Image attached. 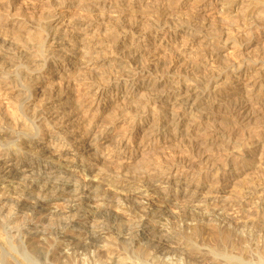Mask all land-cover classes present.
I'll return each instance as SVG.
<instances>
[{
	"label": "bare ground",
	"instance_id": "obj_1",
	"mask_svg": "<svg viewBox=\"0 0 264 264\" xmlns=\"http://www.w3.org/2000/svg\"><path fill=\"white\" fill-rule=\"evenodd\" d=\"M103 1L107 5L109 3L108 7L115 8L118 6V4H120L117 3L119 2V0ZM130 1L133 3V1L135 0ZM136 1L138 5H141V7L142 5H144V7L147 8H154L153 10L155 11L138 14L133 12L130 7H126L124 5L125 7L123 9L121 8L122 10L120 9L116 16H112V18L110 17L111 19L109 21L112 20L111 23H113L112 28L114 25L115 31L119 34L134 33L139 22L142 23V21H144L148 25L147 28H149L151 33L153 34V38L155 37L157 39L160 38V34L163 33L162 27L167 25L168 28H172V32H174L175 35L178 34L179 37L176 38L174 35L175 40L173 42L170 40V37L169 40H167L168 38L166 39V33H164L162 39H160L161 42H165V46L163 47H170V43L174 44L173 52H176V54L185 55L186 59L184 58L185 63L183 64L190 68H187L188 70L186 71L185 75H180V77L178 76V79L176 80H166V82L162 83L165 84L164 86L162 85L163 87H159L157 88V90H153L155 87L160 85L161 80L159 79H166V75L168 74H166V72L170 71L169 68L165 66V64L167 63H164L163 59L161 60L159 58L153 62L152 58L150 57L149 58L152 60V63H147V61H142L137 55L129 54L130 57L127 60L128 62L126 68H121L115 74L109 73L98 76L96 75L94 77L92 76L93 78H91L90 81L87 82L88 93L93 98V100H99L104 92H123L125 94L124 98L131 96L133 97V95L137 93L138 95H140L139 92L141 93L140 96H142V94L143 96H145L144 99L142 98L144 100V103L139 104L138 102L137 104L133 105L135 109L133 108L134 120L131 121L132 124L127 129V131H125V133L121 135L120 139H118L117 142L115 141L116 143L114 142V149L116 151L115 158H117L120 163L116 169L110 170L111 172L103 177L110 188H105L102 190V192L100 191L103 200H105V203L106 201L108 202L110 200H118V198L122 199L125 202L127 201V204L124 202L123 203L126 205L128 211H130L129 213L135 216V220H132L131 218V220L129 219L130 221H128L127 218L126 222L124 219V221L120 223L121 221L119 222L118 216L115 215L112 210H110V206L103 205L99 208H93L91 204L84 203L82 200H84L86 193H91V189L95 185V183L86 182L83 180L75 181L74 185H71V187L79 192L78 198L81 201L76 202V200H74V203H71L69 205L68 211L64 215H62L60 219L62 224L61 230H53V232L50 233L48 237H44V242H40L41 245L38 244L40 238H36V235L32 236V234H30L27 229L31 228L32 221L34 219H40L43 215H45L46 217L47 213H45V209L39 204L38 200L30 203L29 198H31L32 194L34 193L37 199H39L42 195H47V193L49 192L57 196L59 190L66 191L67 189H69L67 187H63L65 184L69 183V180L67 179V176H62L65 174L64 172H61V168H63L67 163L76 164L80 161L82 164H84L85 162L92 161L90 164H97L99 160L105 162L106 160H104V157L100 151V144L103 138L99 135L92 134L89 126H87V129L82 132H78L80 130L78 128L75 137L69 136L65 129L56 126V124H62L65 118L64 113L62 114L63 111L57 105L52 108V117H42V115L44 114L43 112L45 110H48L47 106H40L42 109L33 108L29 111L25 108V103L23 102L22 104L19 103V108L17 109L21 110V114L14 115V112L12 113L9 107H3V101L0 98V135L2 136H0V140H2L1 138H3V136H7L8 133H15L18 137V139L13 141V147H4V149L7 151H9V149H13L14 151L21 152L23 159L46 158V160L49 159V161L50 159L55 160V164H57L60 169L59 175H61L59 182H55L53 184H51L50 182H47V184H40L38 181L42 178L43 174H41V172L39 171L37 177L35 176L31 181L26 182L23 185L22 192L19 194V196H10L9 191L8 193L4 191V193L0 195V201L2 202V204L11 205L10 208H12L13 210L15 209V211L17 210V213H19V211H21L20 209L22 208L27 207L29 209L25 216L26 221L22 226H17L16 228L17 233L14 232L13 234L12 228L10 229V227L7 226L9 225V221L4 225V229L2 228L3 231H0V264H205V262H207V264H264V249H262L263 247L261 246V249L258 248L259 244L256 245V247L258 246V253L252 254L253 256L250 257H247L248 255H245L246 249H244V251L242 249L243 247L241 248L243 253L237 252L235 249H230L236 251L238 254H232L231 251L229 252L225 248L221 249V247L220 249L217 248V250H213L212 248L204 250L203 248V250L197 252L195 251L197 248L196 245L188 242L190 240H188V238L181 234L183 229H185L183 231H186V228H188L189 230H191L190 233L192 236L193 234H195V236H199L204 229L200 227L201 225H199V220L210 221L211 219L215 218L218 226L220 227V230H223L218 232L221 235H226L221 237H227V234L231 232L233 234L236 233V236L239 235V240H250L247 234L241 232H252L255 227L262 232V237L264 234V188L258 190L257 192H254L253 195L249 197H257V206H255L254 208L248 206L243 207L237 214H231L224 210H221L214 211L213 213H200L199 215H197L196 212H191V208L189 209L188 207L189 204L179 205L176 202L172 203L174 204L172 205L171 202L173 201H170L171 199L169 200V198L163 196V198H161L163 200L162 204L166 203L169 206L172 205L171 208L173 211H182L184 213L182 215L179 214L181 218L180 222H178L183 223L179 225H177V222L175 223L176 219L174 221L171 219L172 215L175 213H172V215L168 213L166 208L161 207V202V205L157 206L158 204L156 205L154 202H150L149 200L142 197L146 194L165 191L171 186H174L177 191L178 189L182 188H184L185 191L192 190L193 194L205 180L211 178L212 180L221 181L230 173H232L235 167L243 163L245 161V158H252L258 152L259 154L264 153V125H250L253 122V114L251 113L249 116L251 119L249 122L245 123L240 141H235L234 144H231V142H233L234 137L237 135L238 128L236 129V127H225L221 125V127H218L214 124L208 126V123L206 124L205 122V125H207L206 128H208L206 132L212 136V141L224 138L227 145L229 144V146L227 147L228 152L221 158L203 154V152L207 150L202 151V149L200 148L201 146L199 147V144L196 141L197 136L195 138L193 137V135H195L194 132L198 130L202 124H204L203 122L205 120L208 119V115L203 113L205 111H203V109L205 108H203V106L204 104H206L207 106V101L210 99L209 97L212 96L213 92L216 91L219 81L223 78V80L226 81L232 80L242 82L244 83V85L248 84L252 80L254 75L260 73L259 69H264V55L262 57L261 55L244 56L236 60L227 59L219 66V72L217 74H214L213 71L210 72L211 70L205 68L206 64L209 65L207 59L203 63H198V59L193 61L189 57L191 53L189 55H186L188 50L189 52L191 49L193 50L194 38L198 34L200 35V33H202L203 31L211 28V26H209L208 24L207 27L204 22L199 23L198 21L193 19L194 17H191L190 19L181 18L183 20L179 19L180 17H178V15V18L175 17L176 15H174L173 13L174 7L184 5L186 3V0ZM196 1L199 8L214 7L217 6L219 2V0ZM7 10L9 11V9ZM236 22L238 23L239 20H235V23ZM42 24L44 25L43 22L41 23V25ZM230 24L233 25L234 23L232 22L227 25ZM54 25L49 22L42 26V32L39 30L40 34L38 35L41 39L38 38V42L34 43L35 45H38V49H34V44L31 45V47L23 46L20 50L18 48H14V40H10L7 36L2 35L0 32V73L2 74L9 69L11 70L13 66L16 68L17 66H19V64L22 63L21 66L23 68L21 69L20 67H18L15 70L18 73V78L24 79L25 84L23 85L26 86L24 87L26 88L24 92L31 93H28V96L35 97L39 89L36 84L39 82L40 75L33 74L31 73L32 71H52L53 69L64 71L66 70V66H68L69 64L66 62V60H68L66 54L62 52L59 53L52 45L57 40L60 34H62L63 36L66 35L71 41H74V37H72L73 35L71 36V33H69L71 32L69 30L71 26L68 24L63 27L61 25ZM231 25L229 27L230 29ZM261 25H264V16L259 17L258 20L255 23L251 24L247 30L249 32H254L255 29H257L256 31H259ZM223 28L219 27V29H215L216 31L214 30V28H211L212 30H214L211 31L212 33L214 32V34L211 33L213 37L208 40V42H206V48H204L203 46L204 53H206L208 49L211 48L213 43L220 45V43L222 42L227 43L235 39L232 35L229 34L231 32H228L227 29ZM229 28L228 30L230 31ZM178 38H181V40L183 41L182 44L180 43L181 45L178 44ZM8 45L10 46V48H12V46L14 48H12V50H14V55L11 57H7L6 54L7 50L9 49ZM32 48L33 50L31 51ZM25 51L28 53L27 56L25 55L27 60H23V56H21ZM212 51L213 50H211L210 52ZM89 52L91 53L92 50L82 51L81 54L88 55L90 54ZM213 53L214 51L212 52V55ZM30 54L33 57H31ZM209 55L211 56V54ZM202 57H204V55ZM122 62L123 61H120V63ZM3 78L6 83H11V85L14 82L13 80H8L9 75L7 72L3 74ZM148 88L150 90L144 93V91ZM63 89V87L52 88L48 90L45 95L50 98L52 97V99L53 96L60 97L65 94V89ZM20 95V97H22L23 94ZM245 107L246 106H244V108ZM81 118L83 119L85 127L86 125H91L92 120L88 119V115H83ZM257 121H255V123ZM206 132L204 130V134ZM180 135L184 137L187 136L188 138L186 139H189V137L191 138L189 139L191 143L187 154L181 153L177 155V153L176 155L168 156L167 158H162L160 160L157 158L158 161L156 160V164L153 163V167H140V164H138V166H136L135 168H130L129 166H127L125 160L130 159V157L135 155L139 150H141L142 152L147 150L148 152L149 150L154 149L160 142V140L166 142L167 139L171 138L172 136L176 138ZM30 136H37V138H40L42 140L46 139L49 146L51 144H55L57 145V148L59 147V149H63L65 146L71 148L73 155L71 158H67L66 156H63L64 158H54L53 156L46 155V153L41 152L42 148L39 149L37 145H32L25 140ZM1 142V145H4L3 141ZM26 149L29 150L25 153L24 151ZM147 152H144L145 155ZM100 167L102 168V165ZM45 179H48L49 181V178L45 177ZM133 187L136 189H141V197L135 195L134 193H131L129 189ZM47 190L48 192H46ZM210 191L211 190H209L208 193H210ZM246 196L247 194L243 195L242 198H245ZM190 199L191 197H189V200ZM197 211L200 212L199 210ZM99 214H104L107 220L113 217V221L119 222L120 225L118 227H116V225L110 226V223L108 221L105 222V218L103 222L107 224L104 226L105 223H101V225H98L100 227L98 228V230L94 229L92 227V225H94L92 222H95L94 220H96V217ZM52 216L53 214L50 216V219ZM90 217V222L92 224L87 228H85V226L80 227L81 229L87 230L88 239L85 243H80L81 241L76 242V240H74L73 238L69 239L63 233L64 229L71 228L72 230L74 228H77L80 221H83ZM136 217L138 218L136 219ZM188 217L191 219L189 221H184V218L187 219ZM157 218H161L164 224L168 225L171 234L170 237L163 233L160 234V232L151 233L148 236L139 230V228H142L144 226L146 220H156ZM196 218H199V220L197 221ZM172 221L175 224H172ZM207 226H209V224ZM210 226L213 225L211 224ZM188 229L187 231H189ZM207 229L208 228L206 227L205 230ZM239 230L240 232L238 234ZM110 232L116 235L115 248L118 249L117 247H119L121 253L117 254L116 256H111L110 254V260L102 262L101 258L99 259L98 257L100 250L104 248V246H100L98 242L100 241V239H104V237H106V235H108V233ZM218 232L217 234L212 232V235L214 234L215 236L216 234L218 236ZM254 232L252 233L254 234ZM209 233L207 234L211 235V232ZM173 235L179 236V241L181 243L179 241H172ZM251 235L252 234H250V236ZM240 236L242 238H240ZM255 236L257 235H254V237ZM190 237L191 236H189V238ZM216 238L215 242L217 240ZM256 238L260 239V237L258 236ZM203 239L201 240L203 241ZM201 240L199 241L201 242ZM252 240H255L254 242H256V239ZM233 241V244L237 243ZM228 243L231 244L230 241ZM111 244L114 245V243ZM218 244L219 243H216L217 246H219ZM237 247L239 251L240 248L238 243ZM200 248H197V250Z\"/></svg>",
	"mask_w": 264,
	"mask_h": 264
},
{
	"label": "rangeland",
	"instance_id": "obj_2",
	"mask_svg": "<svg viewBox=\"0 0 264 264\" xmlns=\"http://www.w3.org/2000/svg\"><path fill=\"white\" fill-rule=\"evenodd\" d=\"M196 2V0H186V3L184 4L185 6L182 5L174 7L173 13L174 15H176L175 17H177V15L178 17H180L179 19H190L191 17H194L193 19H195L199 23L204 22L206 25L208 24L209 26H211V28H214V30H217V28L219 29V27L223 28L224 26L223 29H227L228 32L233 33L229 34L232 35L235 39L231 40L232 43L231 41L227 43L222 42L220 43V45L213 43L211 48H209L208 51L204 53L203 49L206 48V42H208V40L213 37L212 34H214V32L212 33L211 31L214 30L209 28L211 30L207 29L203 31L202 33H200V35L198 34L194 38L193 50L191 49L190 52L188 50L189 53H186V55H189L191 53L189 57L193 61L198 59V63H203L207 59L209 65L206 64L205 68L211 70L210 72L213 71L214 74H217L219 72V66L222 64V62L226 61L227 59L236 60L244 56L261 55L262 57L264 55V25L260 26L259 31H256L257 29H255L254 32H249L247 30L248 27L251 24L255 23L259 17L264 16V0H219L217 6L203 8H199ZM117 3L120 4H118V6L114 8L108 7L109 3L107 5L103 0H0V32L2 35L7 36L10 40H14V48H18L20 50L23 46L31 47V45L37 43V40L41 39L38 34H40V31L42 30V26L49 22H51L52 25H61L62 27L66 24L70 25L71 27L69 30L71 32L69 33H71L70 35H73L72 37H74V41H71L66 35L63 36L62 34H60L58 37L59 39L57 38V40L52 45L56 48V51H58L59 53L62 52L68 57V60H66V62L69 64L68 66H66V70H34L35 72H31L33 74L40 75L39 82L36 84L39 89L35 97L28 96L29 92H24L26 90V88H24L26 86L23 85L25 84L24 79L18 78V73L15 69H17L18 67L22 69V63L19 64V66H17L16 68L13 66L14 69L12 67L11 70L9 69L8 71H6L10 78H8V80L14 81L12 85L11 83H6L3 78V74H5L6 72L2 74L0 73V98L3 101V107H9L11 109V112H14V115H19L21 114V110H17L19 108V103L22 104L24 102L25 108L29 111L33 108L42 109L40 106H47L48 110H45L43 112L44 114L42 113V117H50L53 114L52 108L57 105L63 111L62 114L64 113L65 118L62 124H56V126L65 129L69 136L75 137L78 128L80 129L78 132H82L87 129V126H89L92 134L99 135L103 138L100 144V151L104 157V160H106L105 162L99 160V162L97 163L98 165L90 164L92 161L85 162L84 164H82L80 161L76 164L67 163L63 168H61V172H64L65 175L62 176H67V179L69 180V183L65 184L63 187H67L69 189H67L66 191L59 190L57 196L49 192L47 193V195H42L39 199H37L34 193L32 194L31 198H29L30 203H33L38 200L39 204L45 209V213H47L46 217L45 215H43L40 219H34L32 221L31 228L27 229L28 232L32 234V236L36 235V238H40L38 244H40L41 241L44 242V239L48 237V235H50L53 230H61L62 224L60 219L62 215H64L68 211L69 205L71 203H74V200H76V202L81 201L78 198L79 192L71 187V185H74L75 181L83 180L86 182L95 183V185L93 186L94 188L92 187L91 189V193H86L84 200H82L84 203L91 204L93 208H99L103 205L110 206V210H112V212L118 216L119 222L121 221L120 223H122L124 219L126 222L127 218L128 221H130L131 218L132 220H135V216L129 213L130 211H128L126 205L124 204L127 201L125 202L122 199L118 198V200L115 199L110 200L108 202L106 201V204L105 200H103L102 198L100 191L102 192L103 189L110 188L103 177L109 174V172H111L110 170L116 169L119 166L120 162L119 160H117V158H115V143L118 141V139H120L121 135H123L125 131H127V129L130 127V125L132 124L131 121L134 120L133 105L137 104L138 102L139 104L144 103L143 99L145 96H143V94L142 96H140L141 93L139 92L140 95H138L137 93L133 95V97L131 96L124 98L125 94L123 92H104L99 100H93V98L88 93L87 82L90 81V79L96 75L98 76L109 73L115 74L121 68H126L128 62L127 60L132 54L137 55L142 61H147V63H152V60L154 62L158 58L161 60L163 59L164 63H167L165 64V66H167L170 71L166 72V74L168 73L166 75V79H159L161 80L160 85L155 87L153 90H157V88L163 87L165 84L162 83L166 82V80H176L178 79V76L180 77V75H185L186 71L190 68L183 64L185 63L186 59L185 55L176 54V52H173L174 44L170 43V47H163L165 46V42H161L160 39H162L164 33H166V39L168 38L167 40H169V37L171 38V41L174 42L175 40V33L172 32V28L169 27V29L167 25L162 27L163 33H161L160 38L157 39L155 37L153 38V34L151 33L150 29L147 28L148 25L144 21H142V23L139 22V24L136 26V32L134 31V33H117L114 29V25L112 28V20H109L112 18V16H116L121 8L123 9L125 6L130 7L133 12L138 14L155 11L153 10L154 8L151 7L147 8L144 7V5H142L141 7V5L137 4L136 0L133 1V3L130 0H119V2ZM7 9H9V11ZM235 20H239V22H236V24ZM42 22L44 23V25H41ZM232 22L234 24H230L232 29L231 30L229 28L230 25L227 24ZM228 28L230 29V31L228 30ZM117 34L119 35V37ZM175 37H179L178 34L175 35ZM178 41L179 45H181L183 42L181 38H178ZM35 47L34 49H38L37 44L35 45ZM8 48L9 49L7 50L6 54L7 57H11L14 55V50H12L13 46L12 48H10V46ZM32 50L33 48L31 49V51ZM89 50H92L91 53L89 52L90 54H81L82 51ZM211 50L214 51L213 55V51L210 52ZM27 54L28 53L26 51L23 52V55H21L23 56V60H27ZM209 54H211V56ZM203 55L204 57H202ZM30 56L33 57L31 54ZM149 57L152 58V60ZM120 61L123 62L120 63ZM259 70L260 73L254 75L252 80L246 85L239 81H226L223 80V78L219 81L220 85L218 83L216 91H214L212 96L209 97L210 99L207 101V106L206 104H204L203 106V108L205 107L203 109V111L205 110L203 113L208 115V119L205 120L203 122L204 124L200 126V130H196L194 132L195 135H193L194 138L196 136L198 137H196V141L199 144V147L201 146L200 148L202 149V151L207 150L204 151L205 153L203 152V154H208L213 157L221 158L228 152L227 147L229 146V144L227 145L224 138L212 141V136L206 132L208 130V128H206L207 125L210 126L211 124H214L218 127L230 126L236 127V129L238 128L237 135H239H236L234 137V140L233 142H231V144H234L235 141H240L243 128L245 127V123L249 122L251 119L249 117L250 113L253 114L252 120L254 122H250V125H264V107H262L264 106V69ZM59 87H63L65 89H63L65 92L63 96L59 97L55 95L56 97L53 96V100L52 97L50 98L45 95L48 90ZM148 90L150 89H146L144 93L148 92ZM23 92L25 93V95ZM20 94H23L24 96L22 95V97H20ZM244 106L246 107L244 108ZM83 115H88V119L92 120L91 125L89 124L85 127L83 119L81 118ZM255 121L257 122L255 123ZM205 122L206 124H208L205 125ZM204 130L206 132L205 134ZM186 138L188 137L180 135L176 138L172 136L171 138L167 139L166 142L160 140V142L156 145L154 149H151L148 152L147 150L144 151L147 152V156L144 152L139 150L135 155L131 156L130 159H126L125 162L130 168H135L136 166H138V164H140V167H153V163L156 164L155 162L156 160L158 161V159L160 160L162 158H167L168 156L176 155L177 153V155L181 153L187 154L191 143L189 139L191 138ZM235 138H238L239 140H236ZM1 139L0 195L4 193V191H6L7 193L9 191L10 196H19V194L22 192L23 185L26 182L31 181L35 176L37 177L39 171L41 172V174H43L42 178L38 181L40 184H47V182L53 184L55 182L60 181V169L59 166L55 164V160L50 159L49 161V159L46 160V158L23 159L21 152L14 151L13 149H9V151L5 150L4 147H13V141L18 139L17 134L15 133H8L7 136H3V138ZM25 140L32 145H37L39 149L42 148L41 152L46 153V155L53 156L54 158H64L63 156L71 158L73 155L71 148L65 146L63 149H59V147L57 148V145L55 144H51L49 146L47 143L48 141H46V139L42 140L40 138H37V136H30L27 137ZM1 141H3L4 145H1ZM28 150L29 149H26L24 152L26 153ZM250 158L251 157L245 158V161L243 163L235 167L233 169V172L221 181L212 180L211 178L205 180L198 187L197 191L193 194L192 190L185 191L184 188L178 189L177 191L174 186L167 188L165 191H160L158 193H150L144 196L141 195L140 188L136 189L133 187L129 190L131 191V193H134L137 196L141 195L144 199H147L150 202H154L156 205L158 204L157 206L162 204L163 200L161 198H163V196L169 198V200L171 199L170 201H173L171 202V204L176 202L179 205L189 204L188 207L189 209L191 208V212H196L197 215H199L200 213L206 214L208 212L213 213L214 211L221 210H224L231 214H237L239 210H241L243 207L248 206L254 208L255 206H257V197H249L253 195L254 192H257L258 190L264 188V153L259 154L258 152L254 157H252L251 159ZM100 164L102 165V168L100 167ZM44 176L46 178H49V181L48 179H45ZM215 182L217 183V186ZM209 190H211L210 193H208ZM46 192H48V190ZM245 194H247V196L245 198H242V196ZM189 197H191L190 200ZM158 198H160L161 201ZM0 206V231H3L4 225L9 221V225L7 226H9L10 229L12 228L13 234L14 232L17 233L16 228L17 226H22L23 223L26 221L25 216L29 209L25 207L20 209L21 211L17 213V210L15 211V209L13 210L12 208H10L11 205H3L0 201ZM171 206L167 205L166 203L161 205V207L166 208L168 213H170L171 215L172 213H175L172 215L171 219L173 221L176 219L175 223L177 222V225H179L182 223H179L181 218L180 215L184 213L182 211H173ZM197 210H199L200 212H198ZM52 214L53 216L50 219V216ZM103 215L104 214H99L96 217V220H94L95 222H92L94 224L92 225L94 229L98 230V228H100L98 225H101V223L104 224L107 221L110 223V226L116 225V227H118L120 225L119 222L113 221V217L111 218L112 220H107L105 215ZM105 218L106 221L103 222ZM137 218L138 217H136V219ZM188 218H184V221H189L191 219ZM196 219L197 221L199 220V218ZM90 220L91 217L80 221L77 228H74L72 230L71 228L64 229L63 233L69 239L73 238L74 240H76V242L81 241L80 243H85L88 239L87 230L81 229L80 227L85 226V228H87L88 226H90L92 224ZM162 222L163 221L161 220V218H157L156 220L148 219L146 220L144 226L142 228H139V230L148 236L151 233L160 232V234L163 233L170 237L171 234L168 225H165L164 222ZM175 223L173 222L172 224ZM207 223L209 224V226H207ZM106 224L107 223H105L104 226ZM211 224L213 226H210ZM199 225H201L200 227L204 228L203 231H205H202L203 234L201 233L199 236H195V234H193L192 236L190 233L191 230H189L188 228H186V231H183L185 230L183 229L181 232V234H183L186 238H188V240H190L188 242H191L193 245H196L197 248L202 247L198 250L196 248L195 251L197 252L203 250V248L204 250L211 248L213 250H217V248L220 249L221 247V249L225 248L227 251H231L232 254H238L237 252L243 253L242 249H246V251L244 250L246 252L245 255H248L247 257H250L253 256L252 254L258 253V248L261 249V247H263L262 249H264V234L261 237L262 232L256 227L252 230V232L255 231L254 234L251 231L241 232L247 234L250 240H239V235L236 236V233L233 234L231 232H229L230 234L228 233L229 235L227 234V237H221L226 235H221L218 232L223 230H220V227L218 226V223L215 218L211 219L210 221L199 220ZM206 227L208 228L207 230H205ZM187 229L189 231H187ZM216 231L219 233L218 236L216 235ZM209 232H211V235L207 234ZM212 232L216 233L215 236L217 238L214 236V234L212 235ZM239 232L240 230L238 231V234ZM250 234H252L253 236H250ZM188 235L191 237L189 238ZM202 235H204L205 237ZM254 235H257L258 237H260V239L256 238L257 236L254 237ZM208 236H210L211 238ZM115 237L116 235L110 232L108 233V235H106V237H104V239L102 238L98 242L100 246H104V248L100 250L98 257L99 259L101 258L102 262L109 261L110 254L111 256H116L117 254L121 253L119 247H117L118 249L115 248ZM179 238V236L173 235L172 241L178 242ZM215 238L217 239L216 242ZM240 238L242 237L240 236ZM251 238L256 239V242H254L255 240H252ZM201 239H203L204 242ZM199 240H201V242ZM226 240L228 242L230 241L232 245L229 244ZM232 241L238 243L240 248L239 251L237 243H235V245L232 243ZM111 243H114V245ZM208 243L211 247L208 245ZM216 243H219V246H217ZM256 245H258L259 247L257 246V248ZM227 247L229 250L227 249ZM230 249H235L237 252ZM205 264H207V262H205Z\"/></svg>",
	"mask_w": 264,
	"mask_h": 264
}]
</instances>
